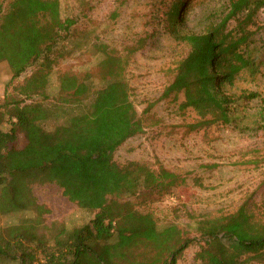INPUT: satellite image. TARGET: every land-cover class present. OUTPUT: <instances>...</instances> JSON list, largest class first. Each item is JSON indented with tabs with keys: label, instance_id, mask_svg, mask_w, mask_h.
I'll use <instances>...</instances> for the list:
<instances>
[{
	"label": "trees",
	"instance_id": "trees-1",
	"mask_svg": "<svg viewBox=\"0 0 264 264\" xmlns=\"http://www.w3.org/2000/svg\"><path fill=\"white\" fill-rule=\"evenodd\" d=\"M76 1L87 17L90 0ZM158 1L167 32L186 48L161 99L174 95L176 102L182 93L179 109H191L204 124L234 123L240 101L255 97H236L228 89L250 66L246 49L259 30L264 0H227L218 22L199 34L178 32L186 18L181 8L191 0ZM77 21L62 17L58 0H0V64L11 81L32 69L27 84L34 85L29 103L7 119V131L0 114V213L27 215L0 230V264H177L194 243L198 264H264V201L256 202L254 192L231 214H188L192 238L177 225L159 228L151 212L140 210L179 198L187 176L159 162L114 160L116 150L145 127L130 99L126 57L98 47L104 56L98 76L58 72V93L48 95L59 62L88 43ZM257 115L256 129L264 131V107ZM33 184L56 185L92 218L41 233L48 209L37 203Z\"/></svg>",
	"mask_w": 264,
	"mask_h": 264
},
{
	"label": "rangeland",
	"instance_id": "rangeland-1",
	"mask_svg": "<svg viewBox=\"0 0 264 264\" xmlns=\"http://www.w3.org/2000/svg\"><path fill=\"white\" fill-rule=\"evenodd\" d=\"M58 1L62 17L77 18L76 27L84 32L88 43L59 62L49 77L48 95L54 98L58 93V72L72 71L78 76L89 72L98 76V65L104 57L98 47L126 57L130 99L144 118L145 127L140 135L116 150L114 160L159 162L167 170L187 176V187L182 188L179 198H166L141 211L151 212L159 228L177 225L192 238L195 231L188 214L195 217L231 214L252 192L256 202L264 201V131L257 130L255 124L258 111L264 107V9L258 17L259 30L250 37L246 49L250 66L237 75L228 89L236 97L241 94L255 97L241 100L234 123L223 125L219 121L204 124L191 109H179L182 93H178L176 102L174 95L161 99L177 74L186 48L167 32L157 11L158 0H90L87 17L76 0ZM226 7L227 0L189 1L181 8L180 14L186 18L178 32L201 33L204 26L218 22ZM136 46L140 48L128 54ZM31 73L32 69H27L11 81L6 65L0 64L3 131L8 130L6 121L15 109L30 101L34 85H28L27 79ZM94 85L99 84L94 81ZM32 194L39 205L48 209L43 215V234L52 235L62 227H79L92 218L68 201L54 184H33ZM26 216L0 213V230L25 221ZM197 250V244H192L177 264H198Z\"/></svg>",
	"mask_w": 264,
	"mask_h": 264
}]
</instances>
